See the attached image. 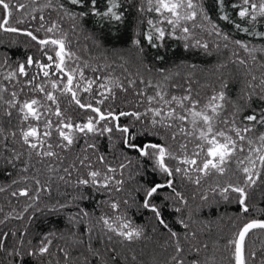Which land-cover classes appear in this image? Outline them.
<instances>
[{"label": "snow or ice", "instance_id": "snow-or-ice-1", "mask_svg": "<svg viewBox=\"0 0 264 264\" xmlns=\"http://www.w3.org/2000/svg\"><path fill=\"white\" fill-rule=\"evenodd\" d=\"M0 13V32L26 37L38 53L23 61L0 54V174L19 176L0 186V193L23 182L10 195L28 201L21 212L0 218L5 225L28 214L24 228L0 231V264H264V241L257 248L249 237L264 232V219H246L222 245L202 241L200 233L210 229L204 221L197 227L194 219L210 205L208 192L234 201L237 220L264 215V71L252 74L248 59L232 52L231 62L250 77L235 102L224 80L204 102L190 80L183 94L170 95V76L157 83L138 71L133 76L123 56V80L88 76L85 69L100 73L111 65L93 67L77 55L63 24L67 18L75 32L99 18L118 30L134 20L132 44L139 54L145 42L157 48L172 38L184 42L185 50L211 55L209 41L197 36L200 30L213 38L215 49L231 44L264 69V0H0ZM217 20L262 43L232 39ZM32 22L37 26H25ZM93 43L101 47L98 39ZM129 90L134 107L117 111V91ZM72 107L85 118L75 120ZM104 137L108 154L99 145ZM209 180L214 184L201 191ZM189 184L191 195L184 190ZM197 193L202 203L192 208L189 200ZM43 197L48 202L40 207ZM145 213L150 228L135 219ZM148 242L150 261L144 258ZM138 244L144 245L139 251Z\"/></svg>", "mask_w": 264, "mask_h": 264}, {"label": "trees", "instance_id": "trees-1", "mask_svg": "<svg viewBox=\"0 0 264 264\" xmlns=\"http://www.w3.org/2000/svg\"><path fill=\"white\" fill-rule=\"evenodd\" d=\"M21 2L27 3L28 0H21ZM231 12V9H229ZM2 15V13H0ZM46 19L48 18V13H44ZM152 16L153 14H148ZM232 15H235L232 13ZM52 18H56V14L52 13ZM215 19V17H214ZM238 19V18H237ZM220 24L221 28L225 32H230L232 39L248 40L252 45L259 47L262 43L259 40L253 39L252 37L246 36L242 32H237L231 26H226L224 22L216 21ZM71 21L67 18L64 19V30L68 33L69 39L72 41V48L80 55L82 59L88 61V63L93 66H102L105 64H110V68H104L100 73H92L90 69H85V74L88 76L100 75H111L113 79L119 77L121 80L127 73L119 65L123 62L120 57L123 56L125 60L128 61L125 67L128 72L132 73L133 76L137 73L146 79L151 80L153 83L164 82L163 76H170L171 79L167 81L168 84L167 91L170 95H181L184 92V88L187 86V82L190 80L192 82V89L194 95L199 94V98L202 102L206 101L207 98L213 93V90H218L220 88L221 81L224 80L228 83L229 88L227 90L228 97L231 101H237L241 95L242 91L246 88V83L250 79L246 75L244 66L234 64L231 61L235 60L236 57L232 56V52L236 51L240 58H247L249 67L252 70V74L259 75L264 69L259 68L258 64H254L250 57L243 50L229 45L228 49H224L222 46L219 50L215 49L212 45V37H208L206 33L197 30V36L207 39L210 44V49L212 51L211 55H204L202 51H195L192 49L185 50L184 42L172 38H166L162 42V46L157 48H152L144 44V52L142 54L137 53L135 46L132 44V40L135 38V32L137 30V25L135 21H129L125 25L117 26L109 24L107 21L100 20L99 18H90L85 22L81 23V26L76 29L75 32L71 29ZM28 27H35L36 22H32L30 25H25ZM259 27V25H258ZM143 26H141V30ZM42 35V33H41ZM98 39L101 47L97 48L93 43V40ZM223 45V41H220ZM7 52L13 60L23 61L27 55H38L36 49L30 46L26 37L16 36L15 34L0 32V54ZM258 57L260 53L256 54ZM162 57V58H161ZM190 65H196L195 68L190 67ZM221 65H226L222 67ZM150 69V71H149ZM161 69L164 70L163 75L161 74ZM178 74V75H177ZM172 85H180L181 87L175 88ZM138 87H143L139 85ZM149 94H153L152 89H148ZM136 103V97L132 95L131 90L127 94L117 91V99L115 104L117 111L120 108L124 110H130L134 107ZM62 108L65 107L64 104L61 105ZM70 113L73 115L75 120L81 121L85 118V114L74 107L69 109ZM126 122L124 119L121 123ZM83 143V142H81ZM100 149L105 154L111 151V145L106 137L100 138L99 140ZM191 147V145H190ZM19 179L17 173H13V177H7L0 174V186L7 187L11 183V179ZM152 179H160L159 176H153ZM214 180H209L203 185L201 191L208 192L210 184H214ZM29 183H31L29 181ZM25 186L22 183L18 185H12L8 188L6 192L0 193V206L4 208V212L0 213V218L15 209V212H21L26 206L25 198L23 197H12L10 193L18 187ZM55 187V186H54ZM184 187L183 185H178V189ZM184 190L188 194H193L195 189L192 185H187ZM60 191H65L63 185L60 187ZM71 191V189H68ZM53 196L57 193L53 191ZM210 205L205 207L200 213L194 216V219L198 221L197 227H202L203 225L199 222H207L210 231H204L200 233V239L205 242H211L214 240H219L222 245L230 238L234 231L246 221V219H264V215L253 212L247 216H242L239 220L236 219L238 214V205L233 201L232 203H227L221 200L219 196H214L211 192H208ZM106 197L100 196L98 199L103 200ZM48 202L47 197H43L40 202V207ZM192 208H196L197 205L201 204L199 194H196L195 200H189ZM87 207L91 210L92 205L88 204ZM33 211L29 209V212ZM15 215V213H13ZM131 215V213H129ZM24 220L9 219L5 225H0V231L9 230H20L24 228L27 224L28 214L25 213ZM41 220L44 219L42 214L37 213ZM135 219L141 223L146 228H150L149 223L150 214L145 213L143 220L137 216ZM235 225V227H234ZM45 229L48 224L45 223L43 226ZM150 236H153L154 240H162L159 233L153 234L149 232ZM249 237L255 241V247H259L261 241H264V232L256 230L255 235L253 233L249 234ZM30 237H26L28 239ZM35 243V239H33ZM144 247L143 244H138L136 246L137 251ZM153 245L152 242H148V249H146L145 260L150 261V256L147 252L151 251ZM221 253H217L218 261ZM163 259V255H161ZM224 264H227L225 261Z\"/></svg>", "mask_w": 264, "mask_h": 264}]
</instances>
